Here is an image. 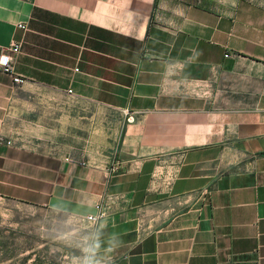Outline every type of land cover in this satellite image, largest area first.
I'll use <instances>...</instances> for the list:
<instances>
[{
    "label": "crops",
    "instance_id": "1",
    "mask_svg": "<svg viewBox=\"0 0 264 264\" xmlns=\"http://www.w3.org/2000/svg\"><path fill=\"white\" fill-rule=\"evenodd\" d=\"M13 43L0 199H108L97 262L264 264V0H0Z\"/></svg>",
    "mask_w": 264,
    "mask_h": 264
},
{
    "label": "rangeland",
    "instance_id": "2",
    "mask_svg": "<svg viewBox=\"0 0 264 264\" xmlns=\"http://www.w3.org/2000/svg\"><path fill=\"white\" fill-rule=\"evenodd\" d=\"M82 231L73 219L0 199V264H75Z\"/></svg>",
    "mask_w": 264,
    "mask_h": 264
},
{
    "label": "built area",
    "instance_id": "3",
    "mask_svg": "<svg viewBox=\"0 0 264 264\" xmlns=\"http://www.w3.org/2000/svg\"><path fill=\"white\" fill-rule=\"evenodd\" d=\"M23 27V26H20ZM20 45L17 43H13L11 45V47H9L8 51L2 53L0 55V71L6 73V74H10L13 76V81L16 84H21L24 82V79L19 77V76H14L13 75V65H12V53H17L19 51ZM70 93H72V91H69ZM126 115L127 117V122L128 123H132L135 121V115L134 114H130L128 111H126ZM11 143V142H8ZM80 164H84L82 162H79ZM107 200L102 201L101 203H99V205L97 206L98 209V213L96 215H88L85 217H73L72 219L79 225L81 226V228L87 226L88 224L91 225V228L95 229L98 224L106 218L107 216ZM92 237V235L90 236V238ZM89 238V239H90ZM88 244H90L89 240L87 241ZM90 246V245H88ZM90 248V247H89ZM86 254H84V256L82 257H78L76 259L75 264H83V259L85 257ZM98 264H108L107 261H99Z\"/></svg>",
    "mask_w": 264,
    "mask_h": 264
},
{
    "label": "clouds",
    "instance_id": "4",
    "mask_svg": "<svg viewBox=\"0 0 264 264\" xmlns=\"http://www.w3.org/2000/svg\"><path fill=\"white\" fill-rule=\"evenodd\" d=\"M85 257L83 259V264H98L97 260L95 259V251L93 248L85 249Z\"/></svg>",
    "mask_w": 264,
    "mask_h": 264
}]
</instances>
